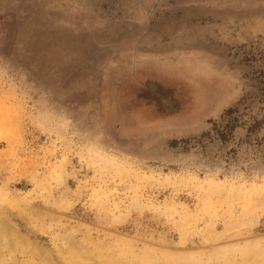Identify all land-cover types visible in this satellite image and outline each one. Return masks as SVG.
<instances>
[{"label":"rangeland","instance_id":"obj_1","mask_svg":"<svg viewBox=\"0 0 264 264\" xmlns=\"http://www.w3.org/2000/svg\"><path fill=\"white\" fill-rule=\"evenodd\" d=\"M1 227L7 264L264 243V0H0Z\"/></svg>","mask_w":264,"mask_h":264},{"label":"bare ground","instance_id":"obj_2","mask_svg":"<svg viewBox=\"0 0 264 264\" xmlns=\"http://www.w3.org/2000/svg\"><path fill=\"white\" fill-rule=\"evenodd\" d=\"M1 228H0V230H2V234L3 233L4 234L7 233V229L6 228H4V227H1ZM18 242H20L21 244H25L21 240H19V241L16 240L14 244H17V246H18L19 245ZM251 242L252 241L250 239V243ZM8 248L10 250V247H8ZM31 249H32V246H31ZM36 252L38 254H41L42 253V250H41V253H40V250L39 251L36 250ZM99 255H100V253H99ZM39 256L37 258L38 260H40L39 259L40 258ZM94 256H96V255H94L93 252L88 251L84 247H72V248L70 247V252L67 255L66 254L65 255H62V258H63V261L65 262V264H89L92 261L91 259ZM126 256H127V253H125L124 251L121 252V254L118 256L120 258H117V259L120 260V261L118 260L120 262V264H127L124 261V259H122V258H126ZM114 257H116V256H114ZM238 257L241 259L242 263L241 262L238 263L236 261ZM103 258L104 259H107V260L110 259L109 256L107 254H105V253H103ZM211 258H213V259L215 258L219 262V264H264V243H262V241H261V242H257V243H253V244L245 245V246H237V247L234 246L233 249H231L229 247H226L225 252L216 253V256L215 257H211ZM154 259H155V257L149 252V253H146L144 256L136 257V260L134 259V260H132V262L134 261L133 263H135V262L137 263V261H138L139 264H153ZM166 259L168 260L167 262L169 263V261L171 259H174V257L171 256V254H168V256H166ZM178 260H180V262H182L183 264H201V263H199V259L197 257H194V256H190V257H185V256L184 257H178ZM38 262H36L35 260H30V261L27 262V264H50V261L45 260V258L42 261L43 263H38ZM40 262H41V260H40ZM92 263L94 264V262H92ZM0 264H7V263H5V261H3L2 259H0Z\"/></svg>","mask_w":264,"mask_h":264}]
</instances>
